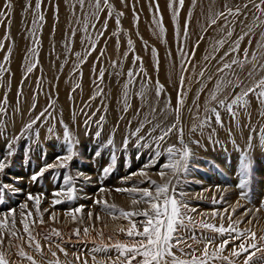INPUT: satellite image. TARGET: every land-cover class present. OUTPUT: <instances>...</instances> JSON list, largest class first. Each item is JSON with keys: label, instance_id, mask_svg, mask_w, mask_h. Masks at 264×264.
<instances>
[{"label": "snow or ice", "instance_id": "6c2138e0", "mask_svg": "<svg viewBox=\"0 0 264 264\" xmlns=\"http://www.w3.org/2000/svg\"><path fill=\"white\" fill-rule=\"evenodd\" d=\"M68 2L71 15L75 18L74 23L81 25V28L77 29L72 26L73 22L69 23L65 63H68L69 55H74V65H82L93 53H97L92 67L96 95L90 97V100L97 96H107L101 85L104 84L106 74L109 77L115 76L116 86L122 91L123 111L127 112L131 108L130 101L133 95L137 96L140 106L136 109V115L139 117L143 113V119L137 120L135 129L123 137L118 148L114 139L117 128L114 127L107 140L102 141L105 116L101 115L98 120L93 121L91 116L85 114V135H91L89 129L93 123L97 126L93 137L96 145L91 158L99 160L102 150L109 151L107 163L100 167L97 179L93 182L92 175L84 171L77 170L73 174L72 163L80 158V140L62 118L59 119L63 127L62 137L55 132V123L49 124V121L57 120L49 112V108L54 107L53 104L50 103L38 115L24 123L18 134L9 136V123L14 124L15 120L5 119L8 116L7 95L0 99V138H4L6 149L0 155V207L4 205L6 197L24 193V189L16 187L22 177H12L11 182H4L2 179L6 170L12 166L18 151L16 145L21 140L32 141L31 145H25V161L31 160L32 152L40 148V127L43 125H48L49 136L60 139L63 145L62 153L52 162H47V154L41 150L39 158L45 162L38 171L30 175L32 183H38L46 173L52 174L54 182L58 181L49 207H41L46 199L43 192L34 194L29 191L17 207L0 211V264H89V257L91 264H264V234H261L264 229L258 228V213L264 210V200L260 207L255 208L245 207L241 203H251L255 178L253 154L256 151L264 154V0H190L187 10L186 0H168L167 7L173 13L172 20L176 25L174 35L178 60L172 58L169 50L168 59L176 78L173 79V74L170 73L167 86L159 79L160 59L157 50L154 47L152 49L155 56L153 68L157 73L153 80L144 68L143 58L137 54L130 36L123 54L116 60H110V66L115 71L109 72L103 67L108 55V40L116 37V51H120V32L114 31L110 36L106 35L108 21L114 17L119 29L120 18L124 15L122 11L116 10L111 0ZM121 2L126 3V0ZM44 4L45 0H35L34 5L32 0H27L24 10L33 13V24L44 21L41 11ZM198 7L200 11L197 14ZM3 9L4 11H0V23L10 19L12 0H4ZM153 9L156 30L164 33L166 29L158 0H149V11ZM185 11L181 30L179 17ZM56 13L58 18V5ZM102 15L103 22L97 28ZM136 19L138 21L139 17L136 16ZM90 27L95 29V36L89 32ZM237 28L240 29L239 32ZM78 31L85 34L80 39L82 51L73 52ZM211 33H217L218 36H212ZM193 35L195 40L192 39ZM101 38L104 46L98 47ZM139 38L143 41V37ZM245 41L246 46L242 47ZM202 43H207L208 48L205 50L206 54L197 61V50ZM144 45L147 50L146 41ZM3 48V43H0V49ZM29 51L35 52V49ZM130 56L132 66L125 72L124 65ZM8 59L9 55H5L4 60ZM38 62V58H34L26 66V72L31 74ZM5 71L7 69L0 64V74ZM79 75L82 77L83 72L79 71ZM193 84L198 87L189 106L188 98ZM0 86H3L2 83ZM169 88L172 92L168 91ZM172 93L175 94L174 100ZM161 102L163 107L160 106ZM201 107L205 114L203 118L200 115ZM35 109L34 103L29 112H34ZM254 109L257 117L255 121ZM185 111L192 114L193 121L187 135L183 123ZM223 115L229 117L227 124ZM241 116L245 117L246 122L242 123ZM169 117L173 118L170 122ZM128 124L130 126L132 121ZM214 125L227 127L230 142L239 154L235 173L238 177L235 188L239 190V196L234 203L227 204L224 194L231 185L222 187L217 184L211 197L212 210L198 212V208L192 206V201L203 202L208 199L204 193L211 189L202 188L200 192L191 194L182 191L180 185L191 171H203L194 162L200 158L197 149L208 150L203 142L207 129H211L206 137L208 144L223 147L221 141L216 139ZM229 125L240 129L241 135L247 130L248 135L244 138L243 145L232 138L234 128ZM197 133L199 138H196ZM172 137L176 138L175 142L169 143ZM130 144L137 148L148 147L152 151L150 159L136 171L119 177L121 186L106 185L105 181L116 170L117 153L126 152ZM210 163L219 170L214 161ZM150 168L158 170L150 173ZM153 176L159 179H153ZM93 184L98 187H95L91 195H81L85 186ZM215 193L220 194L219 199ZM113 194L127 196V209L115 203ZM80 199L91 200V205L77 203ZM62 204H75V207L63 210V220L57 208ZM221 204L227 206L220 210L216 206ZM86 208L88 210L85 212ZM241 208L243 212L238 213ZM105 216L114 222H126L115 224V234H108V242H105V230L108 227ZM61 223L75 227L65 232L63 228L55 226ZM97 224L100 226L97 227ZM93 232L99 237V242L92 238L94 246L87 249V255L79 248L69 253L66 245L71 244L76 248L72 244L73 239L87 245ZM121 235L125 237L124 240L119 239ZM41 241L45 243L42 244ZM201 244L203 247H198ZM113 251L115 256L109 254ZM61 254L63 260L60 259Z\"/></svg>", "mask_w": 264, "mask_h": 264}, {"label": "rangeland", "instance_id": "374dc122", "mask_svg": "<svg viewBox=\"0 0 264 264\" xmlns=\"http://www.w3.org/2000/svg\"><path fill=\"white\" fill-rule=\"evenodd\" d=\"M32 2L34 5L35 0H32ZM158 2L160 5L162 0H158ZM26 3L27 0H12L13 11L9 14L10 19L4 20L3 23H0V43H3L4 45V48L0 49V64H3L5 69H7V71L0 74L2 75V81H0V83L3 85L0 86V99L7 95L9 101L7 105L8 116L5 119L6 121L15 120L14 124L9 123L8 135L11 136L18 134L24 123L32 119L35 115H38L43 109L47 108L50 103L53 104L54 107L49 108V112L55 115L57 120L49 121V124L55 123V132L62 137L63 127L59 123V119L62 118L64 123L69 126L71 131H73L80 140V158L74 160L72 163L71 168L73 174L77 170L84 171L87 174L92 175L93 182H95L100 167L106 164L109 159V151L107 149L102 150L103 154L99 160H93L91 158L96 145V141L93 137L97 130V126L93 123L89 129L91 135H85L84 120L87 116H91L92 120L95 121L98 120L101 115H104L105 123L103 125L101 140L106 141L115 127L117 128V131L115 132L114 139L119 148L123 137L129 131L134 130L137 126V120L143 119V113H141L139 117L136 115V109L140 106V99L133 95L130 101L131 108L127 112H124L122 91L116 86V77H109L106 74L104 84L101 85V87L104 88L107 96L103 98L97 96L96 99L90 100V97L96 95V87L93 84L94 75L92 67L97 53H93V55L88 58L87 62L82 65H74L73 62L76 60L74 55H69L68 63H65V44L66 34L69 32V23L73 22V27H76L77 29L81 28V25L74 23L75 18L71 15L68 0H45V4L41 9L45 19L38 24H33V13L24 10ZM111 3L115 6L117 11H122L124 13L120 18L119 29L117 28L115 18L113 17V19L108 21V30L106 33L107 36H110L114 31L120 32V51L119 53L116 51V37H112L108 40V55L104 60L103 67L107 68L109 72L115 71L110 66V60H116L118 56L123 54L126 50V41L130 36L134 42L137 54L143 58L144 68L149 75L153 77V80H155L157 75L153 68L155 58L153 57V61L148 63L145 58V53L147 54V52H151L153 54L152 49L155 46L154 43L158 45L160 41V43L165 45L168 42V36L166 31L164 33L158 32L156 35L150 33V20L154 15V9L153 11H149V0H126V3H122L121 0H111ZM3 4L4 0H0V11H4ZM56 5L59 6L58 18ZM136 16L139 17L138 21ZM103 19L104 16L102 15L101 21L97 23V28L101 26ZM81 20H83L82 16ZM239 31L240 29H237V32ZM89 32L95 36V29L90 27ZM83 35L85 34L82 31L77 32L75 43L73 45V52L82 51L80 39ZM211 35L218 36V34L214 33H211ZM139 37H143V41H141ZM192 39H196L195 35ZM144 41L147 42V50H145ZM204 44L206 47H204ZM103 46L104 40L101 38L98 47ZM244 46L245 45L242 44V47ZM207 48V43L201 44L200 48L197 50L196 60L197 58L200 60V58L206 54L205 50ZM29 49H35V52L29 51ZM5 55H9L7 61L4 60ZM34 58H38L39 62L34 71L31 74H28L26 72V66ZM131 60L132 57L130 56L124 65L125 72H127L128 68L132 66ZM62 65L63 68L61 67ZM77 67L79 71L83 72L82 77H80ZM97 67L99 68L100 65ZM197 71H199V65L197 66ZM56 77L59 78L56 79ZM159 79L162 81L161 78ZM120 83H123V79H121ZM78 84L80 87H77ZM73 89L75 90L73 91ZM18 93H22V95H18ZM189 95L191 99L188 98V103L190 104L188 105L191 106L194 94L192 95L191 93ZM172 96L174 100L175 94L172 93ZM49 97H51V100ZM151 98H154V96ZM34 103L36 104L35 111L29 112L31 105ZM160 106L163 107V102H161ZM194 110L195 108L193 107V112H195ZM200 112V115L203 118L205 115L203 110ZM253 112V120L255 121L257 119L255 109ZM85 114H87V116ZM73 116H75V119H73ZM159 118L163 119V117ZM222 118L227 124L229 117L223 115ZM172 119V117H169V122ZM129 121H132L130 126L128 124ZM241 121L242 123L246 122L244 116H241ZM183 123L186 126L185 132L187 135V130L191 128L193 123L191 113H188L187 111L184 113ZM47 126L48 125H43L40 127L41 145L40 148L35 149L32 152L31 160H24L25 145H31V139L21 140L19 144L16 145L18 148L17 154L13 158L12 166L6 170V174L2 179L4 182H11L12 177H22L20 183L17 184L16 187L24 189V193L18 196L6 197L4 205L0 207V211L6 210L7 208L17 207L18 204L25 199V195L29 191L34 194L43 192L46 199L41 207H49V201L52 199V192L58 186V181L54 182V177L51 173H46L38 183H32L30 181L31 173L38 171L45 162L39 158L41 150L43 153L47 154V162H52L55 157L60 155L63 151L61 140L50 137L47 132ZM229 126L234 128L232 138L236 139L240 145H243L244 138L248 135L247 130L241 135L240 129L235 128L234 125ZM214 127L216 128V139L221 141L223 147H221V145L213 147L208 144L206 137L211 129H207L205 131L203 142L208 147V150L204 151L203 149H197L200 158L194 162L195 164H198L203 171H191L185 179V182L180 185L182 191L191 194L200 192L202 188L211 189L204 193L208 199L203 202L196 200L192 201V206L197 207L198 212H210L212 210L213 205L211 204V197L214 194L215 185L217 184L222 187L224 185H231L228 191L224 194V199L227 201V204L234 203L239 196V190L235 188L238 179L235 173L239 154L230 142L227 127L221 128L218 125H214ZM196 138H199L198 133L196 134ZM175 139V137H172L169 143H174ZM5 151L4 138H0V155ZM151 155L152 151L148 147L137 148L133 144H130L126 152L117 153L118 162L116 170L114 174L105 181V184L108 186H121L119 183V177L126 175L130 171H136L150 159ZM211 161H214L215 164L219 166V170L210 163ZM157 170L158 169L156 168H150L149 172L153 173ZM253 173L255 178L252 183L251 203L241 201V203L245 204V207L248 208L260 207L261 201L264 200V154H261L259 151H256L253 154ZM153 179L159 178L153 176ZM194 181H202L203 183H195ZM95 187H98V185L93 184V186H85L81 195L84 193L91 195L95 191ZM215 195L217 199H219L220 194L215 193ZM113 197L117 205L127 209L129 205V199L127 196L113 194ZM111 199L112 197H110V200ZM77 203L90 206L91 200L80 199ZM227 204L217 205L216 207L223 210ZM69 207H75V204H62L57 206L60 210L61 220H63V210ZM87 210L88 209L86 208L85 212ZM96 210L98 211V209ZM239 212H243V209H239L238 213ZM258 216V228L264 229V210H261V212L258 213ZM104 219L108 225L105 230V242H108V234H115L113 232L115 224L126 222H114L107 216H105ZM225 223H227V221ZM55 226L63 228L65 232H68L72 227H75V225L71 224L65 226L63 223ZM99 226L100 225L97 224V227ZM197 235H199V232H197ZM92 238H95L97 242H99V237H96L95 232H93L87 245L79 243L73 239L72 244H75L76 248H73L71 244L66 245V247L68 248L69 253L76 251V249L79 248L84 251L85 255H87V249H91L94 246L91 242ZM119 239L124 240L125 237L121 235ZM191 242L192 241H189V243ZM41 243L43 244L45 242L41 241ZM198 247L202 248L203 245L201 244ZM53 250H55L54 247ZM31 254L35 255V253ZM109 254L112 256L116 255L114 251ZM177 255H179L178 252ZM36 258L38 260L40 259L39 256H36ZM60 259H64L62 254L60 255ZM89 264H91L90 257Z\"/></svg>", "mask_w": 264, "mask_h": 264}, {"label": "bare ground", "instance_id": "6f19581e", "mask_svg": "<svg viewBox=\"0 0 264 264\" xmlns=\"http://www.w3.org/2000/svg\"><path fill=\"white\" fill-rule=\"evenodd\" d=\"M167 3H168V0H162V2L160 4V8H161L162 16H163L164 26L166 27V32H167V36H168L167 41L168 42L165 45L163 43H160V41H159L158 45H156V43H154L155 44L154 47L157 50L158 55H159V59H160L159 78H161V80H162L161 82H163L166 86L168 84V75L170 73L173 74V79H175V77H174L175 76V74H174L175 70L172 68V65H171V63H170V61L168 59V51L171 50L172 58L174 60H178L176 37L174 35L175 29H176V25L173 23V20H172L173 13L171 12L170 9H168ZM188 7H190V0H186V6H185L186 10H187ZM199 11H200V9L198 7L196 9V13L198 14ZM185 15H186V11H185V13H182V15L180 16V28H181V30H182V27H183V22H184V16ZM150 21H151L150 22L151 27L149 28V31H150V33L152 35H156L158 33V31L156 30L155 24L153 22V16H152ZM194 27H195V25H194ZM237 29L239 30V28H237ZM214 34H217V33H214ZM258 38L259 37H257V39ZM243 44L246 46V41ZM204 47H206L205 44H204ZM153 57L155 58V56L151 52H149V53L147 52V54L145 53V58H146L148 63H151L153 61ZM197 61H199L198 58H197ZM197 87H198V85H195V84L192 86V95L195 93ZM168 90L172 91L171 88H169ZM201 98H202V101H201V104H202L203 103V94H202ZM202 110H203V108L201 107L200 111H202ZM200 114H201V112H200Z\"/></svg>", "mask_w": 264, "mask_h": 264}]
</instances>
